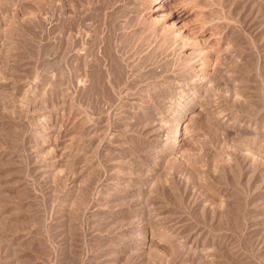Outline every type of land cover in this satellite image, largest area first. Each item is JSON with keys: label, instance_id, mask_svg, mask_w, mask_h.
I'll return each mask as SVG.
<instances>
[{"label": "rangeland", "instance_id": "1", "mask_svg": "<svg viewBox=\"0 0 264 264\" xmlns=\"http://www.w3.org/2000/svg\"><path fill=\"white\" fill-rule=\"evenodd\" d=\"M52 1L0 0V264H264V6L262 34L243 36L261 63L251 56L244 68L236 47L220 46L216 68L224 80L195 97L203 112L177 155L146 127L170 125L184 96L192 97L196 81L184 75L181 59L170 54L164 63L156 58L168 49L143 50L134 79L116 75L115 92L99 66L82 64L79 73L95 77L94 89L71 93L55 15L60 2ZM188 2L190 27L238 28L227 0ZM51 14L57 28L45 33ZM144 36L140 44L151 42ZM153 64L160 69L147 73Z\"/></svg>", "mask_w": 264, "mask_h": 264}, {"label": "bare ground", "instance_id": "2", "mask_svg": "<svg viewBox=\"0 0 264 264\" xmlns=\"http://www.w3.org/2000/svg\"><path fill=\"white\" fill-rule=\"evenodd\" d=\"M58 1L60 2L59 3L60 7L57 10L58 14L55 13V15H57V20L61 23L62 31H63V36H62V46L63 47L61 49L63 51L62 57H63V62H64L63 77H64V82L67 85L66 88L71 93L79 94V95H83V94L86 95V93H88L92 89H94L95 85L92 83H94L93 79L95 77L90 73L92 76L90 74H89V76L92 77V80H90L89 78H88L89 80L82 79V77L84 75L81 73L82 74V77H81V75L79 73V70H80L82 64H84L85 66H88V67L99 66V68H100L99 71L102 72V74L105 77L104 79L107 82L108 90L114 91V88H113L114 83H112V81L116 79V75H117V77L119 76L121 79H124V80H129V79L133 80L134 79L133 77L131 78V76L135 75V72H133V71H135L134 66L138 67L136 64L140 63V61L143 60L142 59V57L144 56V54H142L143 50H148L149 48L154 47V46L157 47V50L160 48H165V50L168 49V54L167 55L165 54L166 56L162 55L163 53H161L160 55H157L158 58H156V59L159 61H163V62L166 59V57L169 56L170 54H171V57L173 59L174 58H178V60L181 59L180 62H183V64L186 67L185 73L182 71L184 73V75L188 78H191L193 81H196V84L194 83L195 85L193 87H191L192 85L191 86L189 85L191 87V89H190L191 95L190 96H192V97H186V96H184L186 94V92H185V94L183 93L182 96H184L186 99L183 102V104L179 105L178 111H179L180 116L177 117L176 119L174 118V120H171L172 122L170 125H165L167 123L166 122L165 124H151V125H149V127H146L147 131H148L147 136L148 137L149 136H152V137L157 136V138L159 137L158 140L161 143V146H163L165 149H169V153L171 152V154L172 153L176 154V152H178L177 155L179 153L183 154L182 152H183L185 146H187L188 143L190 142V141L188 142V139H187L188 132L190 131V128H191L192 124L194 123V120L196 119L195 116H198V115L201 116L202 115L201 112H203V111H200V109H198L199 111L196 112L197 106H196V103L194 104L195 97L198 96L202 90L209 87V85L211 84L210 83L211 81H214L219 77L218 68L221 69V67L216 68V63L218 61V57L221 55L219 53L220 46H222L224 43V44H228V46H232L234 48L236 47L237 52L235 51L236 52V56H235L236 58L235 59H236V62L241 63L242 66H243V64L247 63V61H249V58H251V56H253V57L255 56L257 58V60H256L257 64H260L261 60H262L259 52L257 50H255L256 48L247 47L244 44L245 42L243 40V36L249 38V40L251 39L252 41H254V39L258 36L260 29H261V26L259 25L260 21L258 19V18H260L258 16V8L261 5L264 6V0H227L228 4H226V5H228V11L232 14V18H233L234 22L237 24L236 26H238V28L232 27L228 23L227 24L226 23H221V24L217 23V24H208V25L200 23L196 26L190 27L189 23L191 20H193V18L191 20L189 18L193 14L194 9H193V11H191L192 9L188 10L189 8H191L188 5L189 0H58ZM58 1H56V2H58ZM52 2H54V0ZM196 3H197V1H196ZM55 6H57V5H55ZM217 6H218V4H217ZM54 12H56V11H54ZM46 14L44 12V15H46ZM193 17L195 18L197 16H193ZM55 19L53 18V14H51V16L49 15L48 19L44 23V27H45L44 30H46L45 33L46 32L52 33V31L54 30L53 28H57V27H54V25H55L54 20ZM42 20H43V18H42ZM234 22H232V23H234ZM202 23H204V22H202ZM145 34L148 35V38L151 42L147 41L143 45V44H140L142 42L140 40L145 37L144 36ZM48 39L50 40L51 38H48ZM46 42H47V40H46ZM50 42H52V41H50ZM255 44H256V42H255ZM52 49H53V47H52ZM54 51H56V50H54ZM48 53H50V52L48 51ZM159 53H160V51H159ZM58 54H60V53H58ZM52 55H53V52H52ZM145 56L147 57V55H145ZM151 57H153V56H151ZM262 57H264V56L262 55ZM54 58H55V56H54ZM148 58H150V57H148ZM228 60H230V59H228ZM222 62H224V61L222 60ZM152 63H153V61H152ZM253 63H255V62H253ZM177 64H180V63H177ZM241 65L239 66L240 68H241ZM160 67H161V65H158V64L150 65L148 67L149 71H147V73L150 74V70L153 72H156L160 69ZM143 68H144V66H143ZM172 68H174V67H172ZM169 69H168V71H169ZM235 70H237V69H235ZM139 71H140V69H139ZM159 73H160V71H159ZM163 73H165V72H163ZM172 73H173V71H172ZM176 73H179V72L177 71ZM231 73H232V71H231ZM154 74H156V73H154ZM157 74H158V72H157ZM239 74H240V72H239ZM254 74H255V72H254ZM184 75H182V76H184ZM224 75H226V74H224ZM151 76H152V74H151ZM171 76H172V74H171ZM219 78H221V77H219ZM219 78H218V80H219ZM242 78H244V77H242ZM146 79H148V78L146 77ZM239 79H240V77H239ZM245 79H246V77H245ZM257 79H259V78H257ZM222 80H224V79H222ZM87 81H89V82L87 83ZM231 83H232V81H231ZM100 84H101V82H100ZM172 84H174V83H172ZM218 84L216 86H218ZM229 84H230V81H229ZM219 86H222V84ZM232 88H234V87H232ZM263 88H264V86L262 87V89ZM95 89H98V88L96 87ZM239 89H240V87H239ZM121 91H122V89H121ZM165 91H166V89H165ZM172 91H174V90H172ZM232 92H235L234 89ZM165 93H167V92H165ZM173 93L175 94L176 92H173ZM247 93H246V95H247ZM179 94H182V93H179ZM112 97H113V95H112ZM249 97H251V96H249ZM152 100H153V98H152ZM147 104L149 105V103H147ZM248 106H249V103H248ZM155 107L157 108V106H155ZM146 108L148 109L149 107L146 106ZM257 108H258V106H257ZM103 109H105V108L103 107ZM155 110H157V109H155ZM211 112H213V111H211ZM203 114H205V113H203ZM143 117H145V116H143ZM205 117H206V115H205ZM142 121H144V120H142ZM153 122L154 121H152V123ZM162 122H163V120H162ZM141 123L143 125L145 122L144 123L141 122ZM141 123H139V124H141ZM214 124H216V123H214ZM136 125L138 126V124H136ZM142 125H141V127H142ZM205 126H206V124H205ZM146 128H144V129H146ZM219 128H221V127H219ZM222 128H225V127H222ZM139 131H142V130L139 128ZM251 131H252V129H251ZM142 132L144 133V131H142ZM223 132H225V131H223ZM226 133H227V131H226ZM227 134H229V132ZM149 138H147V139H149ZM231 138H232V136H231ZM165 151L167 152V150H165ZM218 152L221 153V151H218ZM167 154L168 153H165L166 156H168ZM235 158L237 159L238 157H235ZM236 159H235V161H236ZM246 164H247V162H246ZM233 167H234V165H233ZM191 172H192V170H191ZM258 175H260V174H258ZM240 176H241V174H240ZM168 177H170V176H168ZM259 177L262 178L261 176H259ZM259 177L257 179H259ZM173 178H175V177H173ZM259 180H261V179H259ZM260 182H262V180ZM182 188H184V187H182ZM186 189H187V187H186ZM182 191H184V190L182 189ZM188 197H190V195ZM191 201H195V200H191ZM193 208H195V207H193ZM194 211H196V210H194ZM223 218H225V217H223ZM256 239H258V238L256 237ZM224 244H225V242H224ZM219 248H221V247H219ZM263 248H264V246H263ZM179 258H181V256ZM242 259L243 258H241V260Z\"/></svg>", "mask_w": 264, "mask_h": 264}]
</instances>
